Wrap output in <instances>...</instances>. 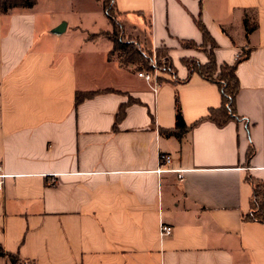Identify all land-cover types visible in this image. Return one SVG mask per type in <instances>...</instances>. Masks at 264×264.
<instances>
[{
	"label": "crops",
	"instance_id": "0c3cea01",
	"mask_svg": "<svg viewBox=\"0 0 264 264\" xmlns=\"http://www.w3.org/2000/svg\"><path fill=\"white\" fill-rule=\"evenodd\" d=\"M75 2L0 12L4 249L27 264H264V222L243 219L250 178L264 184V0H114L136 43L170 48L173 68L157 81L108 59V37L90 38L110 29L66 21L53 33ZM88 8L104 13L99 0ZM197 17L218 66L239 62L242 119L208 118L221 89L183 61H209ZM94 90L76 104L77 92ZM130 96L137 102L117 120ZM176 99L189 127L182 138L165 133L176 125ZM169 154L165 167L185 169L183 180L160 170ZM161 222L170 235L161 237Z\"/></svg>",
	"mask_w": 264,
	"mask_h": 264
},
{
	"label": "trees",
	"instance_id": "16d2710c",
	"mask_svg": "<svg viewBox=\"0 0 264 264\" xmlns=\"http://www.w3.org/2000/svg\"><path fill=\"white\" fill-rule=\"evenodd\" d=\"M103 5L104 13L107 15L108 19L112 24V30L104 31L99 33H93L90 38L103 34L104 36L111 39L113 45L108 54V59L115 54H117L119 58V63L123 66H130L132 64H136L137 62H141L145 58V50L141 48L138 43L132 39H126L121 34L124 31V24L122 21L117 19L113 10L116 9V4H114V0H99ZM37 2V0H0V12L6 13L10 10L18 7H29L32 8L33 5ZM196 23L199 29L203 32L204 36V46L210 44V51L208 55V62L202 63L198 59H186L183 61L187 64L190 74L194 72H198L203 75L206 79L212 80L215 82L219 89H221L222 94V106L219 108H212L208 115L209 119L215 120L220 125L225 124L230 118L242 119L237 111L235 100L240 91V83L238 74H236V70L239 62L235 64L225 63L222 66H218L217 60L215 59L214 49L217 47L215 40L213 39L211 33L207 30L206 25L204 24L201 17L196 18ZM122 35V36H121ZM182 44H186V46L195 47L196 43L192 41H183ZM157 58L159 60L158 69L162 72L167 70H172L173 64L170 62V48L163 47L156 49ZM153 53V52H151ZM152 59V57H151ZM143 65V63L141 64ZM141 66L139 69H142ZM156 68L154 64L150 66L148 69L152 70ZM159 79H162L158 74ZM99 90L94 91H79L76 96V104H79L85 98L93 97ZM131 102H137L136 99L130 96L127 102L122 104L121 109L117 115V120H120L125 112L127 104ZM189 127L187 126L181 105H179L178 99H176V125L174 128L165 130L167 135L172 134L176 135L179 138L183 137V134L188 131ZM254 154V149H250L248 152L247 159H250ZM253 183V196L251 200L252 209L250 212L244 214V220H261L264 222V191H263V183H256L253 178H250ZM0 256L7 257L10 261V264H26V260H22L16 254L12 252H8L4 249L3 245L0 243Z\"/></svg>",
	"mask_w": 264,
	"mask_h": 264
},
{
	"label": "rangeland",
	"instance_id": "374dc122",
	"mask_svg": "<svg viewBox=\"0 0 264 264\" xmlns=\"http://www.w3.org/2000/svg\"><path fill=\"white\" fill-rule=\"evenodd\" d=\"M47 1H53V3H58L62 0H46ZM93 0H80V2L78 3H74V11L71 10V8H69L67 11H64L61 16H64V21H70L71 25H77V24H82L80 21L83 20V28L87 29L89 31V33L91 32H97L100 30H107L110 29L112 30V24L110 22V20L108 19L107 15H105L102 10H98L95 8H92V10H89L88 8V4H92ZM86 9V10H84ZM87 9L90 11L89 13H85L87 12ZM95 9V11H94ZM82 13H85L86 15L83 16ZM115 16L117 17V19L119 18L117 9L113 10ZM120 20V19H119ZM107 30V31H110ZM88 33V32H87ZM123 34V37L126 39H132L131 36L128 35V33L125 32V30L121 33ZM122 36V35H121ZM106 37V36H105ZM107 38V37H106ZM109 39H105L102 38L100 40L99 45L100 46H106L109 45ZM141 48H143L142 46H140ZM145 50V58L144 60H142L141 62H137L136 64H132V68L134 70H139V68L141 66L143 71H150V72H155V73H160L161 71L157 68L159 65V60L157 58V52L156 50H148L147 48H144ZM153 52V53H151ZM92 59L89 60L90 62H94V64L98 63V59L97 57L93 54L90 56ZM152 57V59H151ZM112 59H116L117 61H119V58L117 56V54L113 55L111 57ZM143 63V65H141ZM152 64H154L156 66V68L150 70L148 69L150 66H152ZM27 264V263H26Z\"/></svg>",
	"mask_w": 264,
	"mask_h": 264
},
{
	"label": "built area",
	"instance_id": "2783aa9c",
	"mask_svg": "<svg viewBox=\"0 0 264 264\" xmlns=\"http://www.w3.org/2000/svg\"><path fill=\"white\" fill-rule=\"evenodd\" d=\"M238 56H240V55H238ZM138 75L141 77H144L147 81H152V80L157 81L159 78L158 73H155V72L153 73L150 71L139 70ZM161 160H162V164H161L160 170H167V171L176 172L177 178L180 180H183V173H184L185 169H176V168H170L169 169V168L165 167V166H169V163L171 162V155L170 154L161 156ZM8 175H9V173L7 174L6 172H4V170L1 169V165H0V190L3 189L5 178L8 177ZM161 223H162L160 226L161 237L170 235L173 231L172 225L169 226L163 222H161Z\"/></svg>",
	"mask_w": 264,
	"mask_h": 264
},
{
	"label": "water",
	"instance_id": "95a60500",
	"mask_svg": "<svg viewBox=\"0 0 264 264\" xmlns=\"http://www.w3.org/2000/svg\"><path fill=\"white\" fill-rule=\"evenodd\" d=\"M66 26H67V22L63 21V23L52 29V32L55 34H61L65 30Z\"/></svg>",
	"mask_w": 264,
	"mask_h": 264
}]
</instances>
